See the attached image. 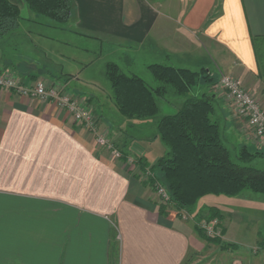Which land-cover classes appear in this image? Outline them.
<instances>
[{"label": "crops", "instance_id": "crops-1", "mask_svg": "<svg viewBox=\"0 0 264 264\" xmlns=\"http://www.w3.org/2000/svg\"><path fill=\"white\" fill-rule=\"evenodd\" d=\"M9 1L19 8V27L0 39V72L26 85L69 78L82 90L65 89L87 99L99 132L108 130L122 157L54 102L0 89V264H264V200L243 191L207 195L187 220L171 208L159 213L140 167L166 153L156 128L164 114L122 116L110 84L84 73L98 61L101 76L114 62L152 84L151 64L206 71L213 82L231 74L264 108V0H72L60 27L23 0ZM88 52L94 61H84ZM213 84L202 82L203 91ZM214 98L224 135L243 145L244 120ZM183 99L174 101L176 111ZM210 207L221 218L220 243L195 231Z\"/></svg>", "mask_w": 264, "mask_h": 264}, {"label": "trees", "instance_id": "trees-1", "mask_svg": "<svg viewBox=\"0 0 264 264\" xmlns=\"http://www.w3.org/2000/svg\"><path fill=\"white\" fill-rule=\"evenodd\" d=\"M27 7L53 27L69 22L72 0H23ZM20 11L9 0H0V39L19 27ZM157 81L149 86L140 76L126 74L114 62L105 64V75L110 84L112 99L119 113L128 119L154 117L159 112L157 98L184 97L173 114L160 117L157 136L166 146V153L150 167L145 183L154 189V182L162 184L169 195L168 205H159V213L167 208L186 211L190 216L198 200L207 195L234 196L244 190L264 194V168L249 163L264 155L262 150L240 145L233 160L224 143L221 120L215 114L213 92L188 95L193 86L202 82L212 85L214 78L206 71L193 72L163 64L147 67ZM214 116V117H213ZM210 207L205 219L221 218ZM179 215V214H178ZM197 234L207 242L220 243L209 238L195 225ZM223 233V229H222ZM225 247V244H222ZM258 246L264 249V241ZM188 260V259H187ZM186 262V260H185Z\"/></svg>", "mask_w": 264, "mask_h": 264}, {"label": "built area", "instance_id": "built-area-1", "mask_svg": "<svg viewBox=\"0 0 264 264\" xmlns=\"http://www.w3.org/2000/svg\"><path fill=\"white\" fill-rule=\"evenodd\" d=\"M60 86L58 84L56 87H49L40 80L26 85L20 78L0 72V89H11L21 96L54 102L67 110L74 121L85 122V128L94 134L98 146L109 151L113 158H121L122 153L111 140L108 130L99 132L97 120L93 118L91 109L84 110L83 103L78 102L76 96L63 91ZM213 91L215 95L223 97L224 107L231 117L244 120L247 138L253 140L258 147H264V108L257 97L247 90L239 79L229 74L219 77L214 83ZM150 174L151 172L147 171L146 175ZM154 191L160 198L161 204L168 205V192L158 181L154 182ZM178 214L183 220L190 217L186 211ZM198 226L209 238H219L222 235L223 227L217 218L202 219Z\"/></svg>", "mask_w": 264, "mask_h": 264}, {"label": "rangeland", "instance_id": "rangeland-1", "mask_svg": "<svg viewBox=\"0 0 264 264\" xmlns=\"http://www.w3.org/2000/svg\"><path fill=\"white\" fill-rule=\"evenodd\" d=\"M8 47V46H7ZM94 57H95V55L93 54V53H91V52H88V53H86V54H84V61H86V60H88V61H94ZM85 75H90V76H96L98 79L100 78H104V82H106V84L107 85H109V82H108V80H107V78H106V75H105V69H104V72L102 71V76L100 75V72H99V65H98V61H96V63H95V65L93 66V67H91L90 69H87L85 72ZM228 75V74H227ZM229 75H231V74H229ZM150 76H151V78H153V76L150 74ZM231 76H233V75H231ZM234 77V76H233ZM142 79H144L145 80V78H142ZM21 80V79H20ZM69 80V78H67L66 77V79H64V81H61V82H63V85H61L60 87H62V89H63V91H65V92H67V93H69L71 96H72V94L69 92V91H67L66 89H65V87L68 85L70 88H72L74 91H76V92H79V91H81L82 90V88H77L76 86H75V84H72L71 85V83L68 81ZM22 81V80H21ZM37 81H39V80H37ZM41 82H44L45 83V81H42V80H40ZM146 81V80H145ZM32 82H36V81H32ZM147 83H148V85H150V86H156L158 83H157V81L153 78V84L152 83H150V82H148V81H146ZM29 84H33V83H29ZM70 84V85H69ZM45 85H47L46 83H45ZM58 84H56V83H51V84H49V87L50 86H53V87H56ZM78 86V85H77ZM200 85L199 84H196L195 86H193L192 88H191V90L189 91V93H188V95H195V94H200L201 92H203V88L205 87V85H201V87H199ZM213 86H214V84H213ZM213 86H212V90H213ZM85 90V89H84ZM213 93H214V91H212ZM255 95V94H254ZM256 96V95H255ZM182 98H184V97H182ZM182 98L180 97H173V96H167L166 97V99L165 98H157V103H158V106H159V112H158V115L159 114H164V115H168V114H173V113H175L176 112V110L173 108V106H174V101H180V100H182ZM258 99V98H257ZM224 100V99H223ZM77 101L78 102H82L83 103V106H82V108H84V110H87V109H89V105H88V103H87V99H80V97L79 98H77ZM67 111V110H66ZM92 111V110H91ZM93 112V111H92ZM67 113L69 114V112L67 111ZM92 116H93V118L95 119V120H97L96 118V115L94 114V113H92ZM75 123H76V121H74ZM77 124L79 125V126H81L82 128H85L86 127V125H85V122H77ZM86 129V128H85ZM89 131V130H88ZM243 131V133L244 134H246V132H245V130H242ZM224 137H225V139H224V143H225V145H226V147L230 150V152H231V155H232V158H233V160H235V161H237V159H236V151H237V149H238V147L240 146L239 144H237L239 141H240V139L239 140H231V139H229L228 137H227V135L225 134L224 135ZM247 140V142H244V144H246L249 148H250V150H253L254 149V147L257 149V150H262L263 151V153H264V147H258L257 146V144L253 141V140H251V139H249V138H247L246 139ZM250 165H252L253 167H255V168H259V169H263L264 168V155L262 156V157H256L253 161H251L250 163H249ZM153 191H154V189H153ZM155 192V191H154ZM243 192H245V194H250V196H254L253 198L254 199H256V197L257 198H259V201L260 202H263V200H264V194H261V193H253V192H251V191H249V190H244ZM156 194V193H155ZM157 196V195H156ZM218 196H221V195H218ZM223 196V195H222ZM158 197V196H157ZM210 197V196H209ZM158 199L160 200V198L158 197ZM169 203V202H168ZM161 204V203H160ZM182 212V211H181ZM260 213V212H259ZM262 214V213H261ZM263 215V214H262ZM180 216V215H179ZM189 219V218H188ZM263 221V222H262ZM259 223H261L262 222V224H261V228L259 229V233H258V237H259V239H260V241H264V218H263V216L259 219V221H258ZM259 247V246H258ZM260 248V247H259ZM214 249H216V248H214ZM260 250L261 251H264V249L263 248H260ZM209 251H213V248L211 249L210 248V250H206V252H209ZM194 259V258H193ZM198 260H200V261H198ZM191 261H193V260H191ZM190 261V262H191ZM188 263V264H191V263ZM193 264H207V259H198V258H195V260L193 261Z\"/></svg>", "mask_w": 264, "mask_h": 264}]
</instances>
